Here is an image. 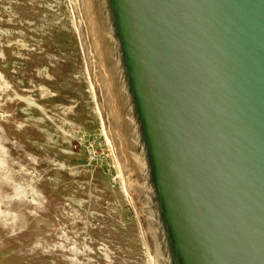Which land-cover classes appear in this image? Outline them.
Segmentation results:
<instances>
[{"label":"water","instance_id":"obj_1","mask_svg":"<svg viewBox=\"0 0 264 264\" xmlns=\"http://www.w3.org/2000/svg\"><path fill=\"white\" fill-rule=\"evenodd\" d=\"M150 264H264V0H72Z\"/></svg>","mask_w":264,"mask_h":264},{"label":"rangeland","instance_id":"obj_2","mask_svg":"<svg viewBox=\"0 0 264 264\" xmlns=\"http://www.w3.org/2000/svg\"><path fill=\"white\" fill-rule=\"evenodd\" d=\"M125 180L73 1L0 0V264H150Z\"/></svg>","mask_w":264,"mask_h":264},{"label":"bare ground","instance_id":"obj_3","mask_svg":"<svg viewBox=\"0 0 264 264\" xmlns=\"http://www.w3.org/2000/svg\"><path fill=\"white\" fill-rule=\"evenodd\" d=\"M108 143H109V141H107ZM115 161V160H114ZM116 162V161H115ZM126 181V180H125ZM125 181H124V184H125ZM126 187H127V185H126Z\"/></svg>","mask_w":264,"mask_h":264}]
</instances>
